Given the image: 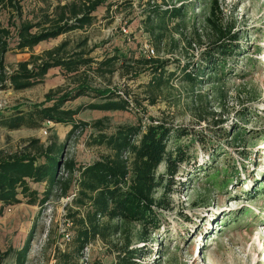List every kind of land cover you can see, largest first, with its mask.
Listing matches in <instances>:
<instances>
[{"label": "trees", "instance_id": "trees-1", "mask_svg": "<svg viewBox=\"0 0 264 264\" xmlns=\"http://www.w3.org/2000/svg\"><path fill=\"white\" fill-rule=\"evenodd\" d=\"M40 1L46 3L48 0ZM55 1L47 10L39 8L38 12L26 13L25 0H0V10L6 13L5 23L0 24V89H29L54 68L68 77L72 85L69 90L49 91L43 104H33L25 109L17 107L6 115L0 113V126L17 130L60 123L70 125L69 135L89 127L93 129L91 143L105 152L90 162L79 164L72 158H64L60 143L32 139L17 152L1 155L0 210L20 203L22 198L29 204H43L56 189L71 200V207H67L65 214L72 232L71 247L60 253L64 264H77L83 250L97 239L106 246L107 254L113 259L108 264H134L139 253L136 248H129L130 227H138L141 242L159 230L162 212L171 207L169 197L173 192L174 178L180 165L190 159L187 147L180 142L191 133L159 118L148 117L145 121L142 104L155 105L174 82L194 90L225 78L228 64H233L240 53V36L234 30L233 22L226 20L218 0H199L203 9L199 15L194 12L197 1L139 0L141 31L156 56L115 52L96 60L90 56L92 50L86 49L85 39L72 47L65 39L41 54H30L6 72L4 57L9 51H30L41 42L86 30L96 22V13L101 7L108 10L114 5L115 9L123 6L129 12L134 10L132 0L120 3L107 0ZM200 21L204 29L201 33L196 28ZM189 25L195 33L193 38H187L183 31ZM173 32L185 37L187 50L193 46L203 47L196 61L188 52L183 63L179 58L159 56L158 52L163 50L167 40L171 42V51L178 47ZM118 71H121L120 76L131 80L142 74L147 75L148 80L137 85L141 92L123 89L120 93L95 85L97 77L108 80ZM193 94L196 103L201 105L199 109L198 105L195 108L199 110V117L204 110L202 107L207 106H202V100H208L201 98L198 91L194 90ZM80 97L89 102L74 108L64 107L67 101ZM86 109L103 113L127 112L132 120L113 126L108 122L109 117L103 114L91 123L77 122L75 115ZM219 132L225 138L230 137V141L242 138L241 130L236 126ZM198 139L201 144L206 141L204 137ZM211 153L218 155L219 151L213 149ZM162 164L164 170L158 172ZM30 183H45L46 188L40 193ZM121 236L122 241L114 240ZM28 251L29 236L14 253L16 264H25ZM9 253L5 252L3 256ZM85 264L104 263L93 258Z\"/></svg>", "mask_w": 264, "mask_h": 264}, {"label": "rangeland", "instance_id": "rangeland-1", "mask_svg": "<svg viewBox=\"0 0 264 264\" xmlns=\"http://www.w3.org/2000/svg\"><path fill=\"white\" fill-rule=\"evenodd\" d=\"M189 1H197L194 12L202 14L201 2ZM218 1L226 20L233 22L240 36V53L233 64H228L225 78L214 85L208 82L194 89L201 98L208 100H202V106H207L202 107L204 110L199 117L194 90L175 82L155 105L142 104L145 121L148 117L159 118L191 133L180 142L187 147L190 159L180 165L174 178L169 197L171 207L162 212L159 230L141 242L138 227H130L129 248H136L139 253L134 264H264V0ZM55 2L25 0L24 10L26 13L38 12L39 8L47 10ZM132 3L134 10L130 12L123 6L115 9L111 5L108 10L101 7L96 13V22L86 30L41 42L30 51H9L4 57L6 72L30 54H41L65 39L70 41V47L85 39L86 49L92 50L90 56L96 60L115 52L144 54L146 45L153 47L141 31L139 0H132ZM5 21L6 13L0 10V24ZM201 25V21L196 24L200 33L204 32ZM183 31L187 38L195 37L191 25ZM172 37L178 40V47L171 51V42L167 40L159 56L179 58L181 63L186 61L187 52L193 61L200 57L203 47L193 46L187 50L183 35L173 32ZM120 72L108 80L97 77L95 85L120 93L123 89L141 92L137 85L148 80L145 74L131 80L120 76ZM70 87L68 77L58 68L50 69L40 83L29 89H0V113L6 115L17 107L25 109L43 104L49 91H64ZM87 102V98L80 97L67 101L64 107L74 108ZM103 114L113 126L132 120L127 112L103 113L87 109L74 119L79 123H91ZM201 117L205 119L199 120ZM232 126L241 130L242 138L230 141V137L226 139L219 132L223 128L231 130ZM69 129L70 125L60 123H45L37 129L7 130L0 126V156L17 152L32 139L60 143L64 158H72L79 164L90 162L105 152L91 143L92 128L80 129L72 135ZM198 136L205 138L204 144ZM213 149L219 151L218 155H212ZM163 170L162 164L158 172ZM30 185L40 193L46 188L45 183ZM70 202V197L54 189L43 204H29L22 198L20 203L1 209L0 264H16L14 253L28 236L25 264H64L60 253L71 247L72 232L65 218ZM122 238L114 240L120 242ZM8 251V256H3ZM107 253L106 246L97 239L83 250L77 264H85L93 258L101 259L104 264L113 262Z\"/></svg>", "mask_w": 264, "mask_h": 264}, {"label": "built area", "instance_id": "built-area-1", "mask_svg": "<svg viewBox=\"0 0 264 264\" xmlns=\"http://www.w3.org/2000/svg\"><path fill=\"white\" fill-rule=\"evenodd\" d=\"M125 31V30H123ZM143 53L146 55V56H151L154 54V51L151 47H149L148 45L145 46V49L143 50ZM66 236L68 237V234H66Z\"/></svg>", "mask_w": 264, "mask_h": 264}]
</instances>
